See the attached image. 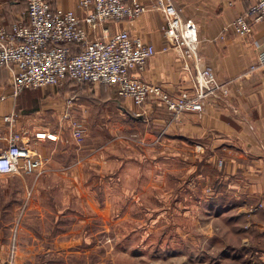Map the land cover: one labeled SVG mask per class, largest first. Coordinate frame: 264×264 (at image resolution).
Instances as JSON below:
<instances>
[{"label": "crops", "instance_id": "1", "mask_svg": "<svg viewBox=\"0 0 264 264\" xmlns=\"http://www.w3.org/2000/svg\"><path fill=\"white\" fill-rule=\"evenodd\" d=\"M49 1L81 15L79 0ZM139 1L149 7L155 4V0ZM255 1L235 0L233 6H228L224 0H175L183 18L198 25L199 52L218 80L227 84L226 96H216L202 87L206 93L204 111L178 116H172L159 103L150 102L140 109L133 100L118 97L122 110L145 126L147 142L156 143L146 149L171 155L183 163L186 160L190 173L200 168L193 181H205L204 194L188 197V204L181 205L178 213L194 228L198 220L204 219L199 229L210 241L203 254L196 253L197 245H188L189 251H195L189 254L188 264H264V66L259 64L264 50V21L254 25L249 38L237 36L231 27ZM27 13L24 0H0V25L6 28L26 22ZM165 22V15L152 9L134 21L111 24L110 31H128L156 48L157 54L146 70L135 74L138 78L161 85L176 97L184 92L194 94L192 61L187 69L183 49L164 36ZM15 71V66L0 69V136L19 133L36 153L51 158L46 147L67 141L62 134L64 124L74 121L72 111L78 102H88V92H76L64 83L24 89L16 95L12 88ZM107 91L112 95L103 102H120L114 89ZM69 98L75 100L70 108ZM8 116H12L10 121L6 120ZM53 117L58 119L59 128L48 125ZM38 214L42 216L34 220L42 225L29 223L23 229L26 237L19 240L15 264H56V256H65L61 264H72L67 255L70 251L52 238V217ZM8 225L0 220V264H9L13 232ZM182 233L191 236L197 232ZM180 247L175 250L183 251Z\"/></svg>", "mask_w": 264, "mask_h": 264}, {"label": "rangeland", "instance_id": "2", "mask_svg": "<svg viewBox=\"0 0 264 264\" xmlns=\"http://www.w3.org/2000/svg\"><path fill=\"white\" fill-rule=\"evenodd\" d=\"M66 86L86 90L89 100L76 104L73 122L63 123L67 141L46 147L52 156H41L42 169L0 176V220L12 230L19 226L21 242L27 224L42 225L34 218L46 213L52 238L70 251L72 264H188L190 253L203 254L210 241L199 229L204 219L194 228L178 213L188 197L204 194L205 181H193L200 168L190 173L186 160L146 149L156 143L147 142L145 126L122 110L121 99L103 102L112 87ZM48 125L59 128L58 119ZM190 230L197 233H182ZM189 244L197 245L194 252Z\"/></svg>", "mask_w": 264, "mask_h": 264}, {"label": "built area", "instance_id": "3", "mask_svg": "<svg viewBox=\"0 0 264 264\" xmlns=\"http://www.w3.org/2000/svg\"><path fill=\"white\" fill-rule=\"evenodd\" d=\"M24 1L28 5L27 21L14 23L10 28L0 25V69L16 67L12 87L16 95L24 89L59 87L66 82L100 84L112 87L120 98L133 100L140 109L150 102L159 103L172 116H178L204 111L206 93L202 87L216 96L228 94L227 84L218 80L199 52L198 25L183 18L175 0H155L151 7L139 0L132 4L130 0H79L81 15L54 7L48 0ZM224 1L228 6L235 3ZM152 9L165 15L164 36L183 49L187 69L191 68L189 60L192 61L194 94L184 92L176 97L161 85L138 78L135 74L146 70L157 54L156 48L128 31H110L111 24L134 21ZM262 21L264 0H256L231 27L237 36L249 38L254 25ZM259 64L264 66V50L259 55ZM74 103L73 98L67 101L69 108ZM11 119L12 116L6 117L7 121ZM78 127L81 133L83 127ZM44 164V158L19 133L0 136V176L33 173ZM18 229L17 225L12 230L9 264L16 263Z\"/></svg>", "mask_w": 264, "mask_h": 264}, {"label": "trees", "instance_id": "4", "mask_svg": "<svg viewBox=\"0 0 264 264\" xmlns=\"http://www.w3.org/2000/svg\"><path fill=\"white\" fill-rule=\"evenodd\" d=\"M49 1V0H48ZM51 2V1H50ZM51 4L53 5V3L51 2ZM54 7H55V5H53ZM76 50H77V48H76ZM66 83H68V82H66ZM73 83V82H72ZM105 86V85H104Z\"/></svg>", "mask_w": 264, "mask_h": 264}]
</instances>
